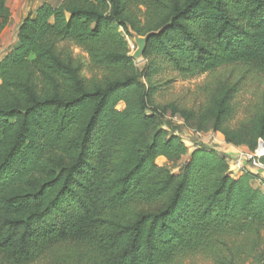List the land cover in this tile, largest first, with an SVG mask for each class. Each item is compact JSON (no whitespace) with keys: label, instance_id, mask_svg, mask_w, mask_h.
<instances>
[{"label":"trees","instance_id":"1","mask_svg":"<svg viewBox=\"0 0 264 264\" xmlns=\"http://www.w3.org/2000/svg\"><path fill=\"white\" fill-rule=\"evenodd\" d=\"M128 24L141 36L165 28L149 39L144 69ZM17 38L0 62V264H264L256 175L233 176L223 156L190 153L162 126L180 117L252 153L264 143V97L232 126L246 83L216 76L264 69V0L44 2ZM163 70L209 74L201 107L157 105Z\"/></svg>","mask_w":264,"mask_h":264},{"label":"rangeland","instance_id":"2","mask_svg":"<svg viewBox=\"0 0 264 264\" xmlns=\"http://www.w3.org/2000/svg\"><path fill=\"white\" fill-rule=\"evenodd\" d=\"M30 3L31 0H28V3L26 2V5H22V3H20L18 0H9L8 7L11 11V16L13 17L14 22V24L10 26L12 33L16 31L15 26L18 25L15 23L22 21L28 14V12H33V8L36 5H34L33 1L31 3L32 9L28 11L27 8L30 6ZM50 3L53 6H57L60 3V0H51ZM23 6L24 9L23 12H21ZM126 40L130 44L132 54L136 50L134 40L132 37H126ZM73 51L75 54V58L78 60L82 68L81 73L84 77H90V75L88 74V56L78 49H73ZM145 63L146 62H142L136 65L141 69H144ZM216 76H226L230 78L236 76L237 79H243L246 83V85L244 86V91H242V93L238 95L235 101L236 116L230 123L232 126H235L241 120H244L249 114L248 111L251 110L254 105H258L259 102L263 99L264 69L258 64H241L239 66H229L227 68H224V70L219 71ZM155 79L161 85V87L158 88V91L155 94V103L157 105L164 106L169 104H178L182 107L197 109L201 107V105L205 102V96L201 90V87H203L210 80V75L203 74L198 78L181 80L179 78H176V75L172 71L163 70L156 75ZM123 107L124 105L120 104L118 106V109H122ZM162 126L164 129L169 131V133L182 137L185 140L186 144L189 146L190 153L195 149L202 147L208 150L215 151L220 156H223L225 159H227L231 165V168H234L236 159L234 157L229 158V156L226 155L227 153L225 154L223 152V149H226L228 146L227 143L225 144L224 137L222 135L213 132L202 133V135L196 134L193 129L184 125V121L180 117L171 118L170 116H167L164 119ZM239 152L249 153L251 151H248V149H246V151L239 150ZM235 153L236 156H238L237 151ZM159 163L160 165H165V162L162 160H159ZM36 264H44V260H39V262H37ZM186 264H212V262L199 257L197 259L188 260Z\"/></svg>","mask_w":264,"mask_h":264},{"label":"crops","instance_id":"3","mask_svg":"<svg viewBox=\"0 0 264 264\" xmlns=\"http://www.w3.org/2000/svg\"><path fill=\"white\" fill-rule=\"evenodd\" d=\"M20 3H22V5H26V2L28 3V0H18ZM34 1V5H36L34 8H33V11H35L37 8H39L44 2H49L51 0H42V3H41V0H31V3ZM63 1V0H60V2ZM9 2V0L7 1ZM31 3H30V6L27 8L28 11H30L32 9L31 7ZM40 3V5H39ZM38 4V5H37ZM20 6V5H19ZM18 6V7H19ZM23 9H24V6L22 7V11L23 12ZM20 12V13H21ZM30 12H28L29 14ZM27 14V15H28ZM26 15V16H27ZM26 18V17H25ZM24 18V19H25ZM23 19V20H24ZM22 21L20 22H16L15 24H18L16 25V31L14 33H12V30H11V25L14 24L13 22V17L11 16V21H10V24L8 25V27L4 30V32L0 35V62L4 59V57L9 53V51H11L16 45H17V41H18V38H17V35H18V31H19V27L21 26L22 24ZM225 141V140H224ZM226 144V143H225ZM227 148L226 149H223V152L229 156V158H235L236 156V151H246V147H240V148H236L232 145H229L227 144ZM235 150V151H233ZM247 172H251L252 174L256 175V178L254 179L253 183L254 185L259 188L263 193H264V170H261V169H257L255 167L252 166V164L250 163L249 166H247Z\"/></svg>","mask_w":264,"mask_h":264},{"label":"built area","instance_id":"4","mask_svg":"<svg viewBox=\"0 0 264 264\" xmlns=\"http://www.w3.org/2000/svg\"><path fill=\"white\" fill-rule=\"evenodd\" d=\"M196 134H201V133H196ZM202 135V134H201ZM238 156L235 157L236 162L234 165V168H231L232 172L234 173L235 177L241 176L245 173H247V166L252 164L253 167L257 169L264 170V165L260 161V157L264 155V146L260 144L259 149L255 152H249V153H243L237 151Z\"/></svg>","mask_w":264,"mask_h":264},{"label":"water","instance_id":"5","mask_svg":"<svg viewBox=\"0 0 264 264\" xmlns=\"http://www.w3.org/2000/svg\"><path fill=\"white\" fill-rule=\"evenodd\" d=\"M128 28L129 33L134 40V44L136 45V50L131 54V57L133 58L136 64L145 62L144 55L148 47L149 39L152 38V36L154 35L161 34L165 30V28H162L159 31H152L151 33H148L145 36L139 35L130 24H128ZM261 144L262 146H264V143Z\"/></svg>","mask_w":264,"mask_h":264}]
</instances>
